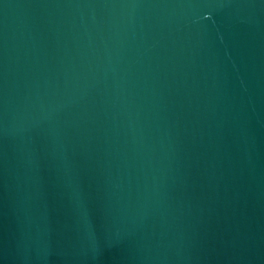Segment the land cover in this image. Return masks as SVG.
<instances>
[{
    "label": "water",
    "instance_id": "95a60500",
    "mask_svg": "<svg viewBox=\"0 0 264 264\" xmlns=\"http://www.w3.org/2000/svg\"><path fill=\"white\" fill-rule=\"evenodd\" d=\"M264 63V0H0V264H134Z\"/></svg>",
    "mask_w": 264,
    "mask_h": 264
}]
</instances>
